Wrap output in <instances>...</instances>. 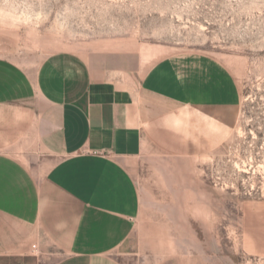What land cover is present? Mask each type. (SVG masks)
<instances>
[{"label":"rangeland","instance_id":"rangeland-1","mask_svg":"<svg viewBox=\"0 0 264 264\" xmlns=\"http://www.w3.org/2000/svg\"><path fill=\"white\" fill-rule=\"evenodd\" d=\"M0 10V57L22 67L65 51L121 88L170 60L191 83L211 76V90L190 87L175 142L126 162L140 206L124 260L264 264V0H0ZM3 156L14 159H0V264H53L38 240L35 165L13 147ZM15 173L19 193L4 190Z\"/></svg>","mask_w":264,"mask_h":264},{"label":"crops","instance_id":"crops-1","mask_svg":"<svg viewBox=\"0 0 264 264\" xmlns=\"http://www.w3.org/2000/svg\"><path fill=\"white\" fill-rule=\"evenodd\" d=\"M156 63L121 88L76 53L34 68L0 57V147L22 150L40 176L30 190L41 253L59 256L53 264H127L140 200L126 162L174 143L180 112L195 101L190 87L211 90L213 81L194 73L191 83L175 61ZM17 174L4 190L22 191Z\"/></svg>","mask_w":264,"mask_h":264},{"label":"bare ground","instance_id":"bare-ground-1","mask_svg":"<svg viewBox=\"0 0 264 264\" xmlns=\"http://www.w3.org/2000/svg\"><path fill=\"white\" fill-rule=\"evenodd\" d=\"M0 12H2V11L0 10ZM2 13H3V12H2ZM2 13H1V14H2ZM1 14H0V16H1ZM8 14H9V12H8ZM4 15H5V14H4ZM12 15H13V14H12ZM5 16H6V15H5ZM10 16H11V15H10ZM4 18H5V17H4ZM4 18H3V20L6 19V18H5V19H4ZM7 18H8V17H7ZM15 18H17V17H15ZM9 19H11V18H9ZM7 20H8V19H7ZM12 20H13V19H12ZM12 20H11V21H12ZM15 20H16V19H15ZM204 156H206V155H204ZM205 158H206V157H205ZM202 161H203V160H202ZM205 161H206V160H205ZM201 210H202V209H201ZM201 210H200V212L203 213V211H201ZM197 212H198V211H197ZM207 214H208V213H207Z\"/></svg>","mask_w":264,"mask_h":264}]
</instances>
